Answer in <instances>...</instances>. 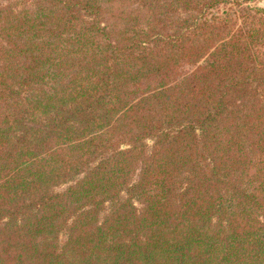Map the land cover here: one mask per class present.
I'll return each mask as SVG.
<instances>
[{
    "label": "trees",
    "instance_id": "trees-1",
    "mask_svg": "<svg viewBox=\"0 0 264 264\" xmlns=\"http://www.w3.org/2000/svg\"><path fill=\"white\" fill-rule=\"evenodd\" d=\"M258 1L0 0V264H264Z\"/></svg>",
    "mask_w": 264,
    "mask_h": 264
},
{
    "label": "rangeland",
    "instance_id": "rangeland-1",
    "mask_svg": "<svg viewBox=\"0 0 264 264\" xmlns=\"http://www.w3.org/2000/svg\"><path fill=\"white\" fill-rule=\"evenodd\" d=\"M260 2H261V0L258 1V5H260L261 7H264L263 5L260 4ZM62 188H64V187H60L59 189H62Z\"/></svg>",
    "mask_w": 264,
    "mask_h": 264
},
{
    "label": "crops",
    "instance_id": "crops-1",
    "mask_svg": "<svg viewBox=\"0 0 264 264\" xmlns=\"http://www.w3.org/2000/svg\"><path fill=\"white\" fill-rule=\"evenodd\" d=\"M260 4L264 6V0H261Z\"/></svg>",
    "mask_w": 264,
    "mask_h": 264
}]
</instances>
